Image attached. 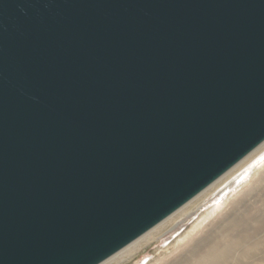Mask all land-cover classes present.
Returning a JSON list of instances; mask_svg holds the SVG:
<instances>
[{
    "label": "water",
    "instance_id": "95a60500",
    "mask_svg": "<svg viewBox=\"0 0 264 264\" xmlns=\"http://www.w3.org/2000/svg\"><path fill=\"white\" fill-rule=\"evenodd\" d=\"M264 142V0H0V264H100Z\"/></svg>",
    "mask_w": 264,
    "mask_h": 264
},
{
    "label": "bare ground",
    "instance_id": "6f19581e",
    "mask_svg": "<svg viewBox=\"0 0 264 264\" xmlns=\"http://www.w3.org/2000/svg\"><path fill=\"white\" fill-rule=\"evenodd\" d=\"M181 230L184 234L174 239L178 247L156 264H264V142L100 264H132L149 248L161 249L163 240Z\"/></svg>",
    "mask_w": 264,
    "mask_h": 264
},
{
    "label": "rangeland",
    "instance_id": "374dc122",
    "mask_svg": "<svg viewBox=\"0 0 264 264\" xmlns=\"http://www.w3.org/2000/svg\"><path fill=\"white\" fill-rule=\"evenodd\" d=\"M248 187V186H247ZM245 186L244 189L247 188ZM243 189V190H244ZM220 211V210H219ZM184 230V229H183ZM183 230L179 231L178 234H174L172 237L170 238H166L165 240H163L161 243H160V247L161 249H157L155 247H151L149 248L146 253L144 255H140L132 264H156L155 261L156 259L158 258H161V257H164V256H167L169 254H171L172 252L175 251V249L178 247V244H176L175 242V237H177L178 235L180 234H184L183 233ZM165 242V243H164ZM163 245V246H162ZM179 245H181L179 243ZM170 246V247H168ZM175 248V249H174ZM174 249V250H173ZM173 250V251H172ZM156 251V252H155ZM167 251V253H166ZM155 252V253H154ZM171 252V253H170ZM157 253V254H156ZM161 253V254H160ZM153 259V260H152ZM141 260V261H140Z\"/></svg>",
    "mask_w": 264,
    "mask_h": 264
}]
</instances>
